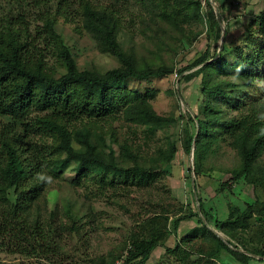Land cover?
<instances>
[{
  "label": "rangeland",
  "instance_id": "1",
  "mask_svg": "<svg viewBox=\"0 0 264 264\" xmlns=\"http://www.w3.org/2000/svg\"><path fill=\"white\" fill-rule=\"evenodd\" d=\"M85 4L114 17L117 45L138 70L171 71L160 78L125 80L121 86L131 96L114 107L113 116L68 127L72 136L88 130L92 145L105 154L110 148L119 157L126 148L136 157V162L127 159V167L145 173L108 177L111 183L91 174L75 184V163L54 176L46 159L42 189L29 193L34 176L29 178L26 205H20L27 223L44 227L50 251L26 256L6 247L0 264H135L129 257L135 240L158 244L142 264H264L256 254L264 251L259 212L264 182L234 179L241 159L224 134L232 119L264 118V0H0V26L23 29L31 55L52 77L66 71L61 48L78 71L104 75L122 65L86 30ZM208 6L219 21L218 38L208 33ZM47 21L53 40L46 35ZM210 62L215 64L209 67ZM36 116L30 110L25 123ZM2 123L8 120L0 118V130ZM199 123V149L187 153L184 140L197 136ZM29 139L51 142L35 131ZM56 157L64 154L51 159ZM256 164L264 170V149ZM18 193L5 189L0 178V218L13 212ZM190 215L173 235L172 220ZM231 219L245 221L244 226L226 233L215 229L216 222Z\"/></svg>",
  "mask_w": 264,
  "mask_h": 264
},
{
  "label": "trees",
  "instance_id": "2",
  "mask_svg": "<svg viewBox=\"0 0 264 264\" xmlns=\"http://www.w3.org/2000/svg\"><path fill=\"white\" fill-rule=\"evenodd\" d=\"M82 16L86 30L96 36L105 49L118 59L121 68L109 70L104 75L81 72L76 69L67 49L61 48L59 56L66 71L59 78L52 77L42 70V60L31 55L23 29L12 24L0 26V118L8 120V123H2L0 130V178L5 189L13 187L19 192L13 212H3L0 218V250L7 247L6 250L11 254L33 256L39 252L44 254L50 251L44 227L27 223L22 218L24 209L20 205H26L25 184L29 178L34 176L29 193H38L42 189L45 183L42 166L47 162L46 159H49V172L54 176L69 163H75V184L91 174L110 182L108 177L127 179L130 176L136 177L141 171L145 173L136 166L127 167V159L136 162V157L128 153L126 148L119 157L110 148L108 154H105L92 145L88 130H76L73 137L68 127L85 120L113 116L114 107L125 103L131 96L121 86L125 80L160 78L171 71L167 68L138 70L117 45L115 20L111 14L94 10L85 4ZM204 17L209 35L218 38L219 21L211 6H208ZM45 27L46 35L53 40L55 33L51 23L47 21ZM221 58L219 54L217 61ZM214 64L210 62L207 66ZM30 110H35L38 116L25 123ZM145 114L149 119L161 121L160 117L150 111H145ZM145 122L148 123L149 120ZM199 128L196 137L191 135L184 140L183 146L187 153L191 148L194 154L199 149L203 132L200 123ZM34 131L51 138V142H33L29 138ZM224 134L230 138V145L238 151L241 159L240 170L233 173L234 179L247 177L250 182H254L255 178H259L264 182V170L256 164L264 149V118L232 119L225 125ZM75 143L78 147H75ZM55 153L64 154V159H51ZM199 208L202 216L206 217L200 204ZM259 212L264 218V203L261 204ZM190 218L191 215L174 218L173 235L176 234L179 223ZM244 223L245 221L238 219L216 222L215 229L226 233L241 228ZM206 232L225 248L212 231L206 229ZM157 246V242L152 240L132 241L129 257L137 260L135 264L145 263ZM215 254H218V250ZM256 254L264 257V251Z\"/></svg>",
  "mask_w": 264,
  "mask_h": 264
},
{
  "label": "built area",
  "instance_id": "3",
  "mask_svg": "<svg viewBox=\"0 0 264 264\" xmlns=\"http://www.w3.org/2000/svg\"><path fill=\"white\" fill-rule=\"evenodd\" d=\"M236 3H237V1H236ZM114 264H122V263L116 262V263H114Z\"/></svg>",
  "mask_w": 264,
  "mask_h": 264
},
{
  "label": "water",
  "instance_id": "4",
  "mask_svg": "<svg viewBox=\"0 0 264 264\" xmlns=\"http://www.w3.org/2000/svg\"><path fill=\"white\" fill-rule=\"evenodd\" d=\"M192 150H193V149L191 148V152H192Z\"/></svg>",
  "mask_w": 264,
  "mask_h": 264
}]
</instances>
